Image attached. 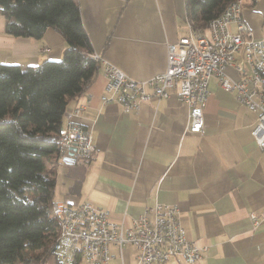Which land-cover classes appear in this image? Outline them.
I'll return each instance as SVG.
<instances>
[{
	"label": "crops",
	"instance_id": "1",
	"mask_svg": "<svg viewBox=\"0 0 264 264\" xmlns=\"http://www.w3.org/2000/svg\"><path fill=\"white\" fill-rule=\"evenodd\" d=\"M241 1L243 22L253 37L264 39V0ZM77 3L93 52L137 80L163 71L167 44L189 30L185 0ZM5 25L0 11V64L62 58L65 41L54 28L35 39L10 34ZM229 29H236L233 22ZM224 71L241 77L230 65ZM104 82L100 66L94 82L66 109L85 105L73 120L92 131L95 149L88 158L49 159L56 179L53 201H90L126 226L156 202L175 203L188 237L205 246L200 264H264V149L251 134L256 114L212 75L202 130L191 132L188 107L174 93L125 112L117 102H101ZM87 91L93 93L88 102ZM136 253L130 244H111V258L102 264H136ZM162 264L183 263L170 257Z\"/></svg>",
	"mask_w": 264,
	"mask_h": 264
},
{
	"label": "built area",
	"instance_id": "2",
	"mask_svg": "<svg viewBox=\"0 0 264 264\" xmlns=\"http://www.w3.org/2000/svg\"><path fill=\"white\" fill-rule=\"evenodd\" d=\"M242 1L222 21H208L211 34L189 27L186 34L167 44L166 66L144 80L126 75L117 65L94 51L105 78L99 98L102 103L117 102L127 112L151 98L174 93L188 107L187 130L200 132L204 124L203 108L209 94V79L215 75L224 90L234 91L236 99L256 114L251 128L257 146L264 149V39L252 36L241 16ZM236 26L229 29V23ZM232 66L241 77L233 79L224 69ZM93 93L86 92V102ZM83 104L65 110V129L59 132L61 161L88 158L95 149L92 131L73 117L81 113ZM55 212L62 217L61 240L54 249L61 264L84 260L102 264L111 258L110 245L119 248L130 244L136 248V264H162L170 257L183 264H200L205 246L190 239L175 203L156 202L134 218L130 226L109 217L107 209L90 201L71 204L56 201ZM148 213H152L150 218ZM253 224L255 212L248 213Z\"/></svg>",
	"mask_w": 264,
	"mask_h": 264
},
{
	"label": "trees",
	"instance_id": "3",
	"mask_svg": "<svg viewBox=\"0 0 264 264\" xmlns=\"http://www.w3.org/2000/svg\"><path fill=\"white\" fill-rule=\"evenodd\" d=\"M231 1L185 0L189 25L205 32ZM0 11L8 33L39 39L52 27L66 45L60 60L0 64V264H42L47 255L61 264L52 251L59 220L51 210L55 170L47 162L60 161L64 112L94 82L101 64L77 0H0Z\"/></svg>",
	"mask_w": 264,
	"mask_h": 264
},
{
	"label": "bare ground",
	"instance_id": "4",
	"mask_svg": "<svg viewBox=\"0 0 264 264\" xmlns=\"http://www.w3.org/2000/svg\"><path fill=\"white\" fill-rule=\"evenodd\" d=\"M236 2H237V0L231 1L220 15L215 16L214 18H212L210 20L211 21H222L227 14H231L234 12ZM189 27H191V26L189 25ZM202 34H211V27L207 26L206 32H202ZM93 57L95 60H97L96 53H93ZM64 129H65V124H64L63 131H64ZM58 156H59V160H61V144H59V155ZM55 204H56V201H54L52 203L51 210H52V214L57 217V213L54 210ZM57 218L59 220V237H58V241H57V243H58L61 240V236H62V232H63V225H62V217H57Z\"/></svg>",
	"mask_w": 264,
	"mask_h": 264
},
{
	"label": "rangeland",
	"instance_id": "5",
	"mask_svg": "<svg viewBox=\"0 0 264 264\" xmlns=\"http://www.w3.org/2000/svg\"><path fill=\"white\" fill-rule=\"evenodd\" d=\"M42 264H56V263L54 262V260H53V258H52L51 255H47V256L43 259ZM78 264H90V263H88V262H86V261H84V260H81V262L78 263Z\"/></svg>",
	"mask_w": 264,
	"mask_h": 264
},
{
	"label": "water",
	"instance_id": "6",
	"mask_svg": "<svg viewBox=\"0 0 264 264\" xmlns=\"http://www.w3.org/2000/svg\"><path fill=\"white\" fill-rule=\"evenodd\" d=\"M69 159H71V158H70V157H67L65 160L67 161V160H69ZM56 246H57V244H55V245L53 246L52 251H54V249H55Z\"/></svg>",
	"mask_w": 264,
	"mask_h": 264
}]
</instances>
